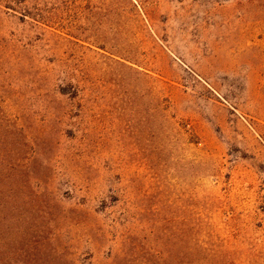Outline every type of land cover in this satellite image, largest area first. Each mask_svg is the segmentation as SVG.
Masks as SVG:
<instances>
[{"label": "rangeland", "instance_id": "374dc122", "mask_svg": "<svg viewBox=\"0 0 264 264\" xmlns=\"http://www.w3.org/2000/svg\"><path fill=\"white\" fill-rule=\"evenodd\" d=\"M264 264V0H0V264Z\"/></svg>", "mask_w": 264, "mask_h": 264}, {"label": "trees", "instance_id": "16d2710c", "mask_svg": "<svg viewBox=\"0 0 264 264\" xmlns=\"http://www.w3.org/2000/svg\"><path fill=\"white\" fill-rule=\"evenodd\" d=\"M196 264H222L213 260L211 250L205 243L199 242L195 247Z\"/></svg>", "mask_w": 264, "mask_h": 264}]
</instances>
